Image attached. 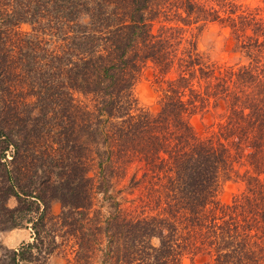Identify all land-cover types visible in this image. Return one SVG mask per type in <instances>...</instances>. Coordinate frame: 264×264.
Segmentation results:
<instances>
[{"label":"trees","instance_id":"trees-1","mask_svg":"<svg viewBox=\"0 0 264 264\" xmlns=\"http://www.w3.org/2000/svg\"><path fill=\"white\" fill-rule=\"evenodd\" d=\"M155 1L0 0V231L33 238L0 244V264L55 251L76 264H264V0ZM160 16L173 23L153 31ZM206 20L247 63L210 62L177 24ZM149 62L175 74L154 111L133 93ZM211 98L224 112L200 137L190 118ZM239 161L249 189L220 203L218 179Z\"/></svg>","mask_w":264,"mask_h":264},{"label":"rangeland","instance_id":"rangeland-1","mask_svg":"<svg viewBox=\"0 0 264 264\" xmlns=\"http://www.w3.org/2000/svg\"><path fill=\"white\" fill-rule=\"evenodd\" d=\"M166 1V2H165ZM177 3L175 0H157L156 6L166 5L167 2ZM179 1V0H178ZM201 3H204L206 8H211L213 10H219V0H195ZM238 4L244 6H255L263 5V0H233ZM177 8V7H176ZM175 9V8H171ZM181 12L182 16L185 13L182 9H178ZM221 11V10H220ZM220 15H223L220 12ZM163 20V17L156 18L153 24V31H156L161 24H172L173 22L168 21H159ZM179 26H182L184 37H194L193 40L196 43L197 50L199 53L210 62H215L218 65H234L237 63H247V59L241 55V53L235 48L234 40L229 33L228 28H223L217 21H199L198 23H192L190 25H185L183 22L177 23ZM21 31H31V26L29 24H21ZM174 72L162 75L158 69H156L151 62H149L140 72V75L133 87L134 96L137 98L138 105L140 107L148 108L149 110L154 111L157 108V102L159 96L162 95L163 88L165 83L161 80L167 78H172ZM195 88H198L194 84ZM82 98V97H81ZM213 98L210 99L209 104L205 109H208L204 113H198L190 118V123L195 131V133L200 136H208L211 131L217 130V123L219 122V113H223L222 108L223 104L220 103V106H214ZM217 105V104H216ZM248 166L244 162H235L233 166L226 170V173L220 175L219 188L217 192V200L220 203H230L234 196H239L244 191L246 192L249 189V177L250 172H247ZM121 186V185H119ZM134 196V195H132ZM129 196L128 198H131ZM122 206L131 208V203H121ZM9 206L15 205V199L10 198L8 200ZM61 205L57 200H53L50 203V214L57 215L60 212ZM32 231L28 226L17 227L13 229H6L0 231V244L8 248H17L22 243L32 241ZM3 251L0 250V253ZM72 254L60 253L55 251L52 253L46 264H76L74 259H72ZM199 259V257H198ZM184 264H187L185 260Z\"/></svg>","mask_w":264,"mask_h":264}]
</instances>
